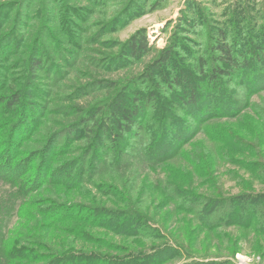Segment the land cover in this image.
Returning a JSON list of instances; mask_svg holds the SVG:
<instances>
[{
    "label": "trees",
    "instance_id": "trees-1",
    "mask_svg": "<svg viewBox=\"0 0 264 264\" xmlns=\"http://www.w3.org/2000/svg\"><path fill=\"white\" fill-rule=\"evenodd\" d=\"M93 1L100 3L104 0ZM164 3L166 0H130V4L122 9L121 15L122 18H134L142 10L153 12ZM231 7L230 19L215 23L212 17L208 25L202 14L197 13L191 6V12L187 15L183 13L179 17V25L175 26L177 31L170 38L169 45L157 52L156 58L144 64L138 72L129 75L128 84L124 85V81L120 80L112 82L106 79L103 81L105 85L94 87L99 92L104 90L99 95L101 98L95 99L92 105L81 103L71 107V113H68L71 116L69 118H72L71 122L62 125V130L56 135L58 137L52 134L38 153L42 156L38 164H43L44 171L40 172L39 165L33 171L35 179L41 180L37 184L33 183L32 176H26L32 173L31 165L37 152H33L31 160L26 161L29 159L25 158L26 150L30 147L26 140L30 139L32 133L25 130L24 124L34 107L39 112L40 119L37 120L41 124L46 111L43 100L46 96H52L42 85H36L38 71L43 70L45 76L47 70L55 76H60L62 72L59 67L46 66L45 60L48 56L40 43L36 45V55H30L28 60H14L9 64L3 51L10 48L12 39L9 33L0 35V181L13 189L6 193L0 203V264H21L26 259L31 262L40 260L43 264H83L77 255L70 257L69 254L54 252L45 246L48 234L42 237L43 240L40 239L41 234L36 235L38 237L34 246L41 252H46L40 254L28 245L33 244V241L20 243L25 242L22 241L26 239L25 235L20 236V240H13L11 244L9 238L1 233L6 219L15 210V202L21 200L23 204L29 203L28 194L45 189L44 179L49 177L47 183L73 190L91 178V182H104L105 176H113L120 170L126 172L132 160H136L137 163L134 164L144 165L152 170L181 159H187L189 164L196 165L201 158L207 157L208 154H202L205 149L197 146L201 140L194 141L196 136L202 134V137L206 135L208 139L215 140V132L210 134L212 124L241 117L242 112L250 107L251 98L264 91V29L260 32V28L258 30L255 26L252 31L249 30L245 15L262 13L259 3L257 0H243ZM83 11L87 13V10ZM121 15L116 21L120 20ZM234 23L236 24L233 25ZM2 24L0 19V29ZM71 28L76 29L73 38L77 42L83 40L81 31L77 32L78 27ZM23 39L21 33L17 38V47L22 45ZM148 45L145 31L140 30L124 43L116 44V56H101L103 59L100 63H105L115 71H131L151 51ZM111 47L114 46L107 49ZM28 53L31 54V50ZM70 57L73 60L76 58L74 53L67 59ZM19 63L24 68V75H19L18 71L9 73V66ZM90 85L95 83L91 82ZM27 86L37 95V102L31 98L29 100ZM130 136H135L138 143H128ZM20 137H23V141L16 148H12L14 140ZM67 137L73 138L66 140L61 154H70L71 150H68L78 137V143L81 141L78 148L90 151L82 161V167L75 169L79 163L74 162L68 167L62 162V169L53 174L52 166L60 153V146H57L61 139ZM184 146L187 150L183 149ZM93 150L100 151L102 155L99 152L100 157L92 159L90 153ZM48 155L51 158H46ZM195 169L200 175L206 171L197 167ZM85 174L87 177L82 179ZM204 175L207 176L206 173ZM181 182L185 191L169 185L162 191L163 198L176 211L192 216L196 222L194 230L212 232L225 225H232L264 237V196L245 195L235 199H222L211 195L216 192L214 190L210 195L196 196L192 189H188L192 184L189 185L183 180ZM30 186L34 187L31 189ZM95 187L102 195L110 193V189H116L110 182L99 183ZM78 208L67 209L69 212L74 210L73 212L78 213L72 214V217L63 211L65 208L42 209L40 213L43 221H47V215L49 220L86 221L92 218L97 226L112 230L119 236L139 237L146 242L147 237L152 242L163 238L159 235L157 224L154 226V221L141 213L111 212L99 207ZM40 225L44 227L45 223ZM152 247L147 252L129 254L130 257L119 264H161L185 250L173 242L152 244ZM85 258L86 264H91L87 263L92 261L91 258ZM114 260L118 261L116 258Z\"/></svg>",
    "mask_w": 264,
    "mask_h": 264
},
{
    "label": "rangeland",
    "instance_id": "rangeland-1",
    "mask_svg": "<svg viewBox=\"0 0 264 264\" xmlns=\"http://www.w3.org/2000/svg\"><path fill=\"white\" fill-rule=\"evenodd\" d=\"M242 1L166 0L161 8L153 12L144 9L140 15L127 19L122 18L121 14L122 9L130 4V0H104L100 3L92 0H0V19L3 23L0 35L9 33L12 39L10 48L3 51L7 62L11 64L14 60H28L30 55L37 54L36 45L40 43V47L48 56L45 60L46 66L59 67L62 72L60 76H55L53 72L47 70L45 76L44 71L39 70L36 75V85H42V88L51 92L52 96L51 98L46 96L43 100L46 111L43 120L40 121L41 124L38 121L39 112L35 107L31 108L32 114L24 124L25 130L32 133L30 139L26 140L30 146L26 150L25 158H29L26 161L31 160L33 152H37V157L31 165L32 173L26 176H32L35 184L41 182L35 179L36 175L33 173L38 165V169L41 168L40 172L44 171L43 164H38L42 159L38 153L42 151L44 143L52 134L58 137L56 135L62 130V125L71 122L72 118L68 115L71 113V107L81 103L92 105L95 99L101 98L99 95L104 90L99 92L94 87L105 85L103 81L106 79L112 82L120 80L124 81V85L128 84L129 75L138 72L144 64L156 58L157 52L169 45L170 38L177 31L175 26L179 25V17L183 13L187 15L191 12V6L197 13H201L206 24L210 25L212 17L215 23L230 19L231 6ZM257 1L262 13L245 15L249 30L257 27L261 32L264 29V0ZM83 10H87V13ZM120 15V20L116 21ZM71 27H78L77 32L81 31L83 40L77 42L73 38L76 29ZM140 30L145 31L151 51L134 69L115 71L108 68L105 63H100L105 55L116 56L118 53L116 44L124 43ZM21 33L24 39L22 45L17 47V38ZM109 46L114 47L107 49ZM28 50H31V54ZM73 53L76 58L73 60L70 57L68 60L67 57ZM19 65L20 63L10 65L9 73L18 71L19 75H24L22 70L24 68ZM91 82L95 85H90ZM28 94L29 100L31 98L32 101H38L34 91L29 89ZM65 114L67 115L64 117ZM211 127L210 134L215 132L217 135L215 140L208 139L206 135L202 137V134H198L194 140L200 139L201 142L197 146L199 149H205L202 154H208L207 157L201 158L199 163L196 162V165L189 164L187 159H181L151 170L144 165L134 164L137 162L132 160L126 172L120 170L113 176H105L104 182L98 180L91 182V178L73 190L47 183L49 177L44 179L45 189L28 194L29 203L23 204L21 200L15 202V210L3 224L2 235L9 238L11 244L13 240H20V236L25 235L26 239L22 240L25 242L20 243L26 244L27 240H31L33 244L28 245L38 253L45 254L46 252H41L34 245L38 237L36 235L41 234L40 239L43 240L42 237L48 234L45 246L54 252L69 254L70 257L77 255L83 264H86L85 257L91 258L92 261L87 262L91 264H106L105 262L119 264L129 258V254L137 251L147 252L153 249L152 244L162 245L167 242L181 245L185 250L161 264L192 262L264 264L263 236L232 225H225L212 232L194 230L196 222L192 216L176 211L174 206L163 198L162 191L169 185L184 190L182 180L189 185L192 184L188 189H192L196 196L210 195L214 193L212 190L216 192L211 195L222 199H235L245 195L264 196V91L251 98L250 107L242 112L241 117L214 122ZM23 137L15 139L12 148H16L17 144L23 141ZM72 138L67 137L59 141L57 148L60 146V153L53 163V174L62 169V162L68 167L74 162L79 163L75 169L82 167V161L90 149L78 148V144L81 143V141L78 143L80 137L72 142L68 150H71L70 154H61L66 140ZM130 139L128 143H138L135 136H130ZM183 149L187 150V147L184 146ZM99 152L93 150L90 157L92 159L100 157ZM51 155L46 158H51ZM195 167L206 170L204 173L207 176L204 173L201 175L196 173ZM82 177L85 179L87 176L85 174ZM105 182H110L116 189H110V193L102 195L98 186H95ZM34 186H30L31 189ZM11 191L13 189L10 186L0 181V203L6 197V193ZM78 207L141 213L152 219L154 226L157 224L159 235L163 238L152 242L147 237L146 242L139 237L119 236L112 230L97 226L92 218L86 221L53 218L49 220L47 215V221H43L40 213L42 209L65 208L63 211L72 217V214L78 213L73 212L74 210L69 212L67 209H79ZM43 222L44 227L40 225ZM43 263L40 260L21 261V264Z\"/></svg>",
    "mask_w": 264,
    "mask_h": 264
}]
</instances>
